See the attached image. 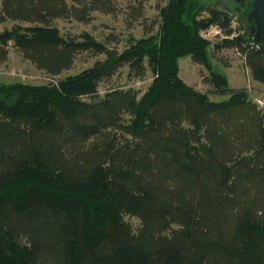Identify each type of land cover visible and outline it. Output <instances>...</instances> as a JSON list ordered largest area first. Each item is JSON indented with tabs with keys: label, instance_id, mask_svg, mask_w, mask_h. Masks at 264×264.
I'll return each instance as SVG.
<instances>
[{
	"label": "trees",
	"instance_id": "16d2710c",
	"mask_svg": "<svg viewBox=\"0 0 264 264\" xmlns=\"http://www.w3.org/2000/svg\"><path fill=\"white\" fill-rule=\"evenodd\" d=\"M202 9L168 0L159 32L119 51L56 26L111 14L110 0H1L0 63L13 46L53 80L81 53L105 59L46 85L0 84V264H264V110L212 70L200 31L229 19L197 20ZM248 40L216 49L264 87V47ZM183 57L208 71V92L179 78ZM123 67L139 80L149 68L152 83L101 95Z\"/></svg>",
	"mask_w": 264,
	"mask_h": 264
},
{
	"label": "rangeland",
	"instance_id": "374dc122",
	"mask_svg": "<svg viewBox=\"0 0 264 264\" xmlns=\"http://www.w3.org/2000/svg\"><path fill=\"white\" fill-rule=\"evenodd\" d=\"M114 6V12L111 14H103L95 12L93 20L89 24H80L69 21L56 22L57 28L64 36H79L82 33L91 34L97 41L106 42L110 49L123 50L127 45L130 37L135 40L147 38L159 32L161 23L160 10L166 6L168 0H110ZM1 3V0H0ZM201 3V2H200ZM202 4V3H201ZM140 13L134 12L139 8ZM203 7V4H202ZM204 8V7H203ZM209 9H202L198 12L197 20L209 19ZM221 13V12H220ZM223 13V12H222ZM228 17L227 30L222 38L205 39L208 42L207 54L211 63V68L216 73L225 77L228 88L231 90L244 91L249 95L252 101L256 98L264 97V87L254 82L250 76V72L245 67L244 61L239 53L233 49L219 48L224 40H230L239 37L249 38L248 43L255 42L250 32V25L241 21L236 14L226 13ZM225 15H223L225 17ZM224 19V18H223ZM235 22L236 29L231 23ZM220 25L221 24H217ZM12 27V23L6 22L0 24V33L4 29ZM222 27V26H221ZM112 38L110 40L109 37ZM105 56L93 55L90 53L79 54L73 67L63 72L59 77L50 78L44 73L37 71L35 67L24 60L13 46L9 48L8 59L6 62L0 63V84L21 83L25 85H46L56 82L66 76L76 75L86 69L93 67L97 61H103ZM178 76L188 86L195 88L201 92H208L209 86L206 85L208 71L200 65L195 64L190 57H183L178 60ZM153 73L149 68L146 70L144 79H136L129 76V69L123 67L118 69L116 74L108 81L99 85V93L103 95L111 88H133L137 91L144 92L152 83ZM212 100H223L226 96L210 95ZM264 110V107L262 108ZM124 220L129 223L132 228L139 225V221L130 216H125Z\"/></svg>",
	"mask_w": 264,
	"mask_h": 264
},
{
	"label": "flooded vegetation",
	"instance_id": "af4514ba",
	"mask_svg": "<svg viewBox=\"0 0 264 264\" xmlns=\"http://www.w3.org/2000/svg\"><path fill=\"white\" fill-rule=\"evenodd\" d=\"M207 10L215 9L219 12L236 14L241 21L250 25L248 13L250 0H199Z\"/></svg>",
	"mask_w": 264,
	"mask_h": 264
},
{
	"label": "water",
	"instance_id": "95a60500",
	"mask_svg": "<svg viewBox=\"0 0 264 264\" xmlns=\"http://www.w3.org/2000/svg\"><path fill=\"white\" fill-rule=\"evenodd\" d=\"M248 18L254 40L264 47V0H250Z\"/></svg>",
	"mask_w": 264,
	"mask_h": 264
},
{
	"label": "built area",
	"instance_id": "2783aa9c",
	"mask_svg": "<svg viewBox=\"0 0 264 264\" xmlns=\"http://www.w3.org/2000/svg\"><path fill=\"white\" fill-rule=\"evenodd\" d=\"M233 26H235V22H232L231 23ZM234 28V30L236 29V26L235 27H232ZM225 34V29L223 27H221L220 25H216V24H212L210 25L208 28L202 30L201 32V35L203 38L205 39H211V38H222L223 35ZM252 47L256 50H260L261 49V45L259 44H256L255 42H253V44H251ZM254 102L256 103V105L259 107V108H263L264 107V97H261V98H256L254 100Z\"/></svg>",
	"mask_w": 264,
	"mask_h": 264
}]
</instances>
